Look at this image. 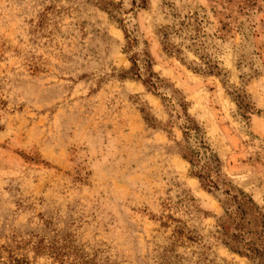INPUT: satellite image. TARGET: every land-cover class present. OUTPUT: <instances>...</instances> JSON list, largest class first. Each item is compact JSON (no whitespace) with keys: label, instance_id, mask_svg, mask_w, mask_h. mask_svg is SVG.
<instances>
[{"label":"rangeland","instance_id":"1","mask_svg":"<svg viewBox=\"0 0 264 264\" xmlns=\"http://www.w3.org/2000/svg\"><path fill=\"white\" fill-rule=\"evenodd\" d=\"M142 50L264 212V0H0V264H259L221 242L165 91L120 78Z\"/></svg>","mask_w":264,"mask_h":264},{"label":"trees","instance_id":"2","mask_svg":"<svg viewBox=\"0 0 264 264\" xmlns=\"http://www.w3.org/2000/svg\"><path fill=\"white\" fill-rule=\"evenodd\" d=\"M146 2L147 0H139V6L145 7ZM174 33V26L159 29L162 49L166 54L184 61V58L180 56L182 52L171 41ZM131 41H128V46H131ZM129 62V68L120 74V78L136 79L152 93H157L159 90L165 91L161 98L165 102V107L175 112L176 118L181 121L177 128L182 132V139L175 140L177 153L190 165L191 174L198 178L202 187L215 194L223 207V214L217 220L221 242L231 251L263 264L264 212L262 208L250 195L234 186L223 174L221 160L207 143L202 127L189 113V102L180 90L165 84V80L154 71V60L150 52L142 50L133 53L129 57ZM217 68V64L205 63V68H200L199 71L217 74ZM141 112L145 115L144 119L149 126L156 128L157 125L153 123L148 113L144 109ZM173 124V115L168 113V119L162 123L161 130L170 133L173 130ZM78 264L100 263L83 260Z\"/></svg>","mask_w":264,"mask_h":264},{"label":"crops","instance_id":"3","mask_svg":"<svg viewBox=\"0 0 264 264\" xmlns=\"http://www.w3.org/2000/svg\"><path fill=\"white\" fill-rule=\"evenodd\" d=\"M261 121H262V123H264V119H262Z\"/></svg>","mask_w":264,"mask_h":264}]
</instances>
